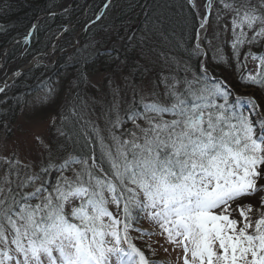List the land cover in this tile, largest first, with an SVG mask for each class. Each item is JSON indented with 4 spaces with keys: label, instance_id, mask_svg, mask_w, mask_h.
<instances>
[{
    "label": "snow or ice",
    "instance_id": "snow-or-ice-1",
    "mask_svg": "<svg viewBox=\"0 0 264 264\" xmlns=\"http://www.w3.org/2000/svg\"><path fill=\"white\" fill-rule=\"evenodd\" d=\"M224 7L235 12L234 53L264 39V0L259 7L250 0ZM205 23L206 18L200 27ZM253 59L259 60L257 72L246 78L264 85V56ZM201 70L206 79L203 65ZM161 83L170 104L144 103L142 112L128 114L142 135L113 136L115 153H104L108 169L95 158L91 164L88 158L70 156L59 164L50 158L18 185L36 184L33 191L20 195L8 189L0 199V264H149L128 236L141 216L160 228L174 250H182V264H264V196L255 219L250 204H237L239 219L232 217L236 201L264 192L258 185L264 180V126L230 107L227 86L219 81L198 89L186 81L183 92L179 81ZM166 113L173 119L164 120ZM141 119L148 127L137 123ZM154 234L141 230V236Z\"/></svg>",
    "mask_w": 264,
    "mask_h": 264
},
{
    "label": "trees",
    "instance_id": "trees-1",
    "mask_svg": "<svg viewBox=\"0 0 264 264\" xmlns=\"http://www.w3.org/2000/svg\"><path fill=\"white\" fill-rule=\"evenodd\" d=\"M107 1H92L86 16L87 22L99 15ZM205 1L195 0L197 6V10H195L188 0H110L100 19L88 26L80 35L76 47L70 48L68 53L59 55L50 68L38 67L23 74L0 95V131L8 133L9 129L6 128H12L16 125L21 110L28 100L44 91L46 86L50 84L46 81L47 79H51L53 82L57 78L70 76L72 84L75 86L77 110L79 109L77 111L79 115L77 114L76 118L81 121V125L73 117L67 119L66 122L70 120L69 125L66 122H59L58 118L54 120V125L48 129L51 160L59 164L71 156L81 159L88 158L89 164H91L90 157L93 156L99 165L108 169L109 164L104 153L108 149L115 153L113 136L120 137L122 140L131 138L130 136H122L121 134L124 132L136 131L137 134L139 132L127 119L130 112L143 111L140 101L138 102L136 99V84L142 86L147 81L145 79L149 77L153 86L159 88L158 92L164 98V102L162 100L161 102L165 104H170L164 95L165 86L161 83L165 78L168 79L169 83L179 81L177 90L180 92H183L186 87V81H191L194 89L201 86L211 87L212 83L210 85L208 77L204 79L205 76L201 71L202 54L194 44L198 20L203 15L202 8ZM236 1H212L209 31L203 42L204 48H206V68L209 74L226 82L232 90L255 92L264 97V85H253L240 76L246 57L251 53L260 54L264 39L258 38V42L254 44L238 46L234 53L232 46L229 45L231 39L229 32L226 36L217 37L220 36L222 28L227 26L224 25L223 20L217 19L216 14L234 18L235 12L226 9L224 3H234L239 6ZM70 2L71 7L67 11L41 19L36 24L29 41H23L38 15L59 11ZM86 2L87 0H0V55L4 49L18 40L19 42L5 55V61L6 63L17 61L13 70L24 65L34 56L43 53L53 37L64 26L81 18ZM250 3L259 7L260 0H250ZM260 12H264V9H260ZM79 26L80 23L68 31L62 38L60 45L67 48L71 47L72 35ZM258 27L256 26V30ZM244 31L249 38L254 34L246 26ZM220 45H222V52L218 56L216 51ZM211 49L214 50V55ZM149 67L151 68L149 69ZM91 74H100L104 77V80L95 89L97 91L96 96L98 92L100 95H98L100 106H104V108H99L100 111L95 108V112L107 111L109 114L110 112L114 113L113 117L115 113L120 117L119 127L112 126L109 128L111 136L108 139L105 137L107 144L104 148L100 147L96 136L88 130L87 123L81 117L83 111L85 115L91 111L85 110L87 108L84 106L86 105L84 93L87 92L88 94L87 100H90L93 94L89 93V86L83 84V75ZM120 75L128 79L129 87L132 88L129 97L126 96L121 99L110 89L111 85L116 83L114 77ZM198 77L200 78L199 83H197ZM84 88H86L85 91ZM88 102L90 103V101ZM80 107L82 108L80 109ZM261 108L264 113V103H261ZM54 117H56L55 113ZM163 118L164 120L173 119L167 113L164 114ZM137 123L141 127H148L142 119L138 120ZM79 127H82V131L78 129ZM85 134L89 137L92 148L84 140ZM140 141V143L143 142V140ZM75 166L78 168L80 165ZM20 168H24L23 173H20ZM27 169L28 167L17 163L12 165L11 163H0V174L3 176V180H6L3 184L5 183L7 187L2 195L3 198L8 194L9 188L14 193H20V195L28 193L27 189L30 186L22 189L18 187L30 177L27 174ZM54 175L51 176V183H55ZM258 185H264V180H260ZM261 196H264V192H258L238 200L232 207L235 209L237 204H250L254 210L252 214L254 218L255 210L260 208ZM32 203H36V201H32ZM238 215L237 211H233V218L238 219ZM142 219L141 216L140 222ZM138 246L142 248L141 243H138ZM139 250L146 253L142 249ZM145 255L149 256V252Z\"/></svg>",
    "mask_w": 264,
    "mask_h": 264
},
{
    "label": "rangeland",
    "instance_id": "rangeland-1",
    "mask_svg": "<svg viewBox=\"0 0 264 264\" xmlns=\"http://www.w3.org/2000/svg\"><path fill=\"white\" fill-rule=\"evenodd\" d=\"M236 3H241V0H237ZM71 7V4H70ZM66 8V9H70ZM205 9H209V6H207ZM89 11V9H88ZM87 11V12H88ZM217 19L219 21L223 20L225 22L226 28L223 27L220 36L222 37L226 36L227 32L230 34L232 33V30L230 27L232 26V20L233 17L231 16H224L223 14H216ZM205 17L201 19V23L204 22ZM86 17L81 21L80 26L76 29L75 33L72 35V42L71 46L76 47L78 44V40H80L81 32L84 31L86 28ZM221 24V22H219ZM229 24V25H228ZM256 26H261L259 23H257ZM255 26V27H256ZM259 27L257 29H259ZM221 28V27H220ZM219 28V29H220ZM244 30V29H243ZM209 31V25L207 26V23H205L204 28L199 27V39L197 37L196 40V46L199 45V49H203V40L206 35V32ZM241 29H236V32L239 33ZM219 33V32H218ZM71 38V37H68ZM232 38V37H231ZM223 45V44H222ZM222 45L217 47L216 53L221 55L222 52ZM230 45V43H229ZM70 48L65 47L64 45H58V43L55 46V49L51 56L46 57L42 60L43 68H50L53 63L57 60L58 56L64 53H68L70 51ZM59 50V52H57ZM204 52H206V48H204ZM212 54L214 55L215 52L213 49H211ZM57 52V53H56ZM259 64V60H254L253 58L249 59L247 61V67L245 76H248L249 74L255 75L257 72V65ZM17 65V61H12L9 63H6L5 58L1 60L0 65V82H2L6 77H9L8 75L12 72L13 68ZM151 67H149L150 69ZM148 74H150V71H148ZM116 80L113 85H111L110 89L113 90V93L119 97V99L123 97H129L130 91H132V88L129 87L128 79L124 77L123 75L114 77ZM104 80V77L100 74H91V75H83V84L89 88V93L93 94L92 98L90 100H87L88 94L87 92L84 93V100L88 111H93L90 113H84L81 117L83 120L87 123L90 132L93 133L96 136L97 141L100 144V147L104 148L106 146V139L111 136L110 133V127L114 126V122L119 119L120 117L117 113H107V111L102 112H95V108L99 110V108H104V106H100V102L98 101V95L96 96L97 91L95 90L101 82ZM144 82L141 85H135L136 88V99L139 102L140 106L144 103H152L154 101L161 102V100L164 102V98H162L163 95H161L158 90L159 88L155 85L153 86V82L151 83L149 81V77H147ZM50 84L46 86L44 91L34 95L33 98L29 99L26 103L25 107L22 108L21 113L19 115V118L17 119V123L12 128H6L9 129L8 133H3L0 131V163H17L22 166L28 167L27 171L30 176L38 173L40 168L44 165H47L49 162V159L51 157V153L49 151V144H48V129L54 125V120H59V122L64 123L67 121V119L73 117L76 118L78 114V105L75 102L76 98V91L74 90V85L72 84V80L70 79V76H64L63 78H57L53 82L50 80H46ZM44 81V82H46ZM84 91L86 88L83 89ZM95 94V95H94ZM122 95V96H121ZM238 98L244 99L246 106L251 110V116L254 121L261 120L258 127L264 126V115H262L256 106L258 104V99L261 97L259 94L255 92H250L248 94H235ZM96 96V97H95ZM100 96V95H99ZM121 96V97H120ZM47 97L46 102L44 103H38V101L42 100L43 98ZM132 98V97H131ZM90 101V103L88 102ZM88 102V103H86ZM92 102V103H91ZM131 103V101H128ZM162 103V102H161ZM253 104L255 107H253ZM117 107V105H115ZM114 106V108H116ZM82 107H80L81 109ZM54 111V112H53ZM100 111V110H99ZM117 112V111H115ZM54 113L56 114V117H54ZM79 115V114H78ZM164 119V118H163ZM78 121V119L76 118ZM81 121L79 120L78 123ZM70 124V120L66 122V124ZM146 127V126H144ZM81 128V129H80ZM82 131V127L78 128ZM87 130V131H88ZM85 139L87 141V144L92 148V145L90 143V139L85 134ZM142 135L140 132L137 134ZM83 137V136H82ZM141 142V141H139ZM143 143V142H142ZM63 162V161H62ZM41 164V165H40ZM77 167V166H74ZM80 167V166H79ZM79 167L77 169H79ZM24 168H20V173H23ZM55 174V173H54ZM66 175L72 176L73 173L70 170ZM97 175L100 174L99 171H97ZM1 176V174H0ZM52 176V175H51ZM51 176L49 177V180L51 179ZM53 179H55V175L53 176ZM6 180H3V176L0 177V189H3L4 191L0 193V199H3L2 195L6 191L7 187L5 183ZM38 183V182H37ZM36 184H33L28 188L27 192H31L36 187ZM107 196L108 194L105 193ZM110 199V197H109ZM109 211L111 212H117V208L114 204L109 203L107 205ZM256 218V215L253 219ZM141 225L143 226V229L147 232L155 233L154 235H146L144 239L139 238L138 230H133V232H130L128 234L129 240L131 243L138 249H141V246H138V243L142 244V250L149 251V253H152L154 257L151 258V256L146 257V253H143L146 257V259L149 261V264L152 262V264H182V250L176 248L174 250V246L172 244H169L165 241L164 236L160 235V228L154 224H150L149 221L145 218H143ZM137 242V243H136ZM136 245H135V244ZM2 248V245H0ZM125 247H127L125 245ZM167 249V251H165ZM151 250V251H150ZM151 259V260H149ZM158 262H154V260ZM14 264V262H13Z\"/></svg>",
    "mask_w": 264,
    "mask_h": 264
},
{
    "label": "water",
    "instance_id": "water-1",
    "mask_svg": "<svg viewBox=\"0 0 264 264\" xmlns=\"http://www.w3.org/2000/svg\"><path fill=\"white\" fill-rule=\"evenodd\" d=\"M91 0H89L88 4L90 3ZM87 4V6H88ZM87 10V7H86ZM52 15V13L48 14L47 16ZM33 28V27H32ZM65 30H63L60 35L55 38L52 42V44L64 33ZM52 48H50L47 52H45L44 54L40 55L35 61L30 62L29 64H27L25 67H22L20 69H18L16 72H14L7 80H5L3 83H0V92L9 84H11L16 77H18L19 75H21L22 73L34 68L36 65H38L40 63V61L44 58H46L50 52H51Z\"/></svg>",
    "mask_w": 264,
    "mask_h": 264
}]
</instances>
